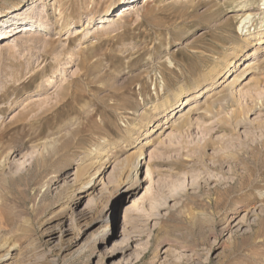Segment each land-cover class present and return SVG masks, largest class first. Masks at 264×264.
I'll list each match as a JSON object with an SVG mask.
<instances>
[{
  "label": "rangeland",
  "instance_id": "obj_1",
  "mask_svg": "<svg viewBox=\"0 0 264 264\" xmlns=\"http://www.w3.org/2000/svg\"><path fill=\"white\" fill-rule=\"evenodd\" d=\"M46 2L0 0V264H264V51L184 125L139 133L253 50L238 29H262L261 0Z\"/></svg>",
  "mask_w": 264,
  "mask_h": 264
},
{
  "label": "bare ground",
  "instance_id": "obj_2",
  "mask_svg": "<svg viewBox=\"0 0 264 264\" xmlns=\"http://www.w3.org/2000/svg\"><path fill=\"white\" fill-rule=\"evenodd\" d=\"M42 1H43V3L45 2L43 4L44 9H47L48 8L47 2H46L47 0H42ZM261 2H262V4H260V5L264 6V0H261ZM124 7H126V8L123 9V11H124L123 13L135 9V7L126 6V5ZM111 10H112L111 8H107L105 12L109 13ZM262 10H264V9L262 8ZM8 12H12V10L8 9ZM59 15H61V13H59ZM3 16L4 15H1L0 17L2 18ZM93 17H90V21L93 19ZM253 19H254L253 14L245 15L243 17V21L241 22L240 27L238 29V30H240V28H242V30L246 31V34L244 36V41L252 40L253 44H251V45L253 47V50L250 51V53L245 51L243 48H239L238 51H235L234 52V54H235L234 59L235 60L233 59L230 62L228 68H225L222 70H217L214 72V75L212 76V81L209 83L208 86H206V90H205V88L198 85L197 87H195L193 94L187 95V96L177 95L175 98L176 102L171 103L170 105H165L164 107L161 105H153L152 106V109H153L152 113L157 114V115L162 113V115H163L162 120L155 122L153 120V118H151V116H149V118L146 121L144 120L145 122H143L144 124H143L142 128L140 129L139 133H145L146 131H148L150 134V133H153L154 127L165 128L166 124H169L176 117L180 122H182V125H184L190 119L191 113L197 110V107H196L197 104L196 103L202 97L203 94L216 90L219 87V85L224 84L228 80H230V82L228 83V85L226 87H228L229 89L233 84L240 82L241 78L244 77V73H239V74H234V73H236V71L241 69L243 66L246 69L245 71L253 70V66H257L259 64V62H261L260 61V59H261L260 53H263V51H264V22H263V24H261L263 26V27H261L262 29L259 32L252 34L249 27H247V25H249L253 21ZM107 21H109V20H107ZM109 23H110V21H109ZM26 25H25V27H26L25 31H27L29 25H31L32 28L36 29V33H39V29L41 28V25L39 22L37 23V22L31 21V22H29V24H26ZM1 37L6 38L3 34L2 35L0 34V38ZM23 38H20V39H23ZM29 41H30L29 39L24 40V42H29ZM247 57H250V59L247 60ZM161 130H160V133L162 132ZM152 141L153 140H151V139H147V140H144L143 142H141V146L139 147L138 153L137 154L135 153V157L132 156L133 157V158H131L132 160L128 161L129 163L127 164L128 174L126 177V182H127L126 187H130L129 191L132 188H134L136 185V182L133 179L134 178L133 176L137 172L138 165L142 163V159L144 157V147L152 145L151 144ZM97 155L99 156V151H97L95 156L98 157ZM102 167L103 166H99V165L94 167L95 172H94V174L90 173L89 180L84 183L85 186L91 185L95 178L96 179L101 178ZM82 172H84V173L88 172L89 173L90 172L89 166L83 167ZM122 193H125V191ZM117 197L118 198H115V197L114 198L117 199V201L119 200V202H118V204H119L121 202V199H123V195L117 196ZM131 200L133 201L131 206H130V204H128V202L121 203L119 205V207H121V206L124 207V209L121 212H119V210L117 211V208L114 209V212L117 211L116 216L114 215V221L116 219V223H118V227H121V226L125 227V224L130 220V216L133 215L132 208L133 207L135 208L137 202L135 201L134 197H132ZM108 227H109L108 225L104 226V230L102 232L107 230Z\"/></svg>",
  "mask_w": 264,
  "mask_h": 264
}]
</instances>
